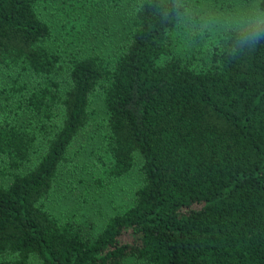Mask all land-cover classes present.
<instances>
[{
	"label": "trees",
	"instance_id": "obj_1",
	"mask_svg": "<svg viewBox=\"0 0 264 264\" xmlns=\"http://www.w3.org/2000/svg\"><path fill=\"white\" fill-rule=\"evenodd\" d=\"M40 1L0 0V264H264V23L241 35L264 0L214 38L198 0H134L111 54L79 40L97 0H60L68 52ZM83 134L99 186L140 159L131 202L97 230L47 204Z\"/></svg>",
	"mask_w": 264,
	"mask_h": 264
},
{
	"label": "rangeland",
	"instance_id": "obj_2",
	"mask_svg": "<svg viewBox=\"0 0 264 264\" xmlns=\"http://www.w3.org/2000/svg\"><path fill=\"white\" fill-rule=\"evenodd\" d=\"M198 1V7L193 11L194 20L196 19V26L207 31L202 34H209L210 38L231 26L243 25L258 18L255 8L257 0ZM133 2L134 0H97L92 18L82 24L80 30L84 34V37H79L83 50H89L93 45L103 48L109 54L115 52L126 38ZM36 11L53 32L51 47L68 52L71 39L61 31L67 12L64 1L41 0ZM203 39L205 42V37ZM11 81L8 75L0 74V87L12 84ZM0 100L3 103L13 101L12 98L6 99L3 94H0ZM94 104H99L98 98H94ZM4 113L6 112L0 109V114ZM92 129L93 126L88 130L91 132ZM90 132H87L88 135L94 136ZM88 135L83 134V138L71 145L68 164L59 169L47 204L56 216L75 217L83 223L91 222L97 230L107 217L131 202L140 178V159L135 157V166L124 176L106 180L103 186H99L86 171L85 163L94 147L93 141L86 137Z\"/></svg>",
	"mask_w": 264,
	"mask_h": 264
},
{
	"label": "clouds",
	"instance_id": "obj_3",
	"mask_svg": "<svg viewBox=\"0 0 264 264\" xmlns=\"http://www.w3.org/2000/svg\"><path fill=\"white\" fill-rule=\"evenodd\" d=\"M261 23H264V21H258L256 22L255 24H248V25H245L242 29H241V35L243 37H246V38H251L252 35L255 34V32L257 31V29L259 28V25Z\"/></svg>",
	"mask_w": 264,
	"mask_h": 264
}]
</instances>
